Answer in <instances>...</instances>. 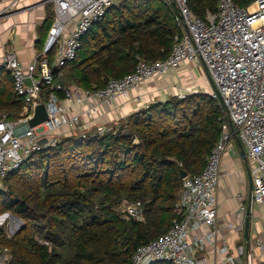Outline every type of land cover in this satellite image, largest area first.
Masks as SVG:
<instances>
[{
  "label": "trees",
  "instance_id": "16d2710c",
  "mask_svg": "<svg viewBox=\"0 0 264 264\" xmlns=\"http://www.w3.org/2000/svg\"><path fill=\"white\" fill-rule=\"evenodd\" d=\"M219 1L188 0V6L204 20L218 11ZM233 1L246 8L256 0ZM176 14L175 6L163 0H122L83 37L58 82L98 90L110 78L133 73L138 58L167 59L180 33ZM53 16L50 7L46 28ZM49 58L53 63V53ZM4 69L0 114L16 120L23 101ZM51 93L43 86L41 102ZM223 116L212 95L174 96L132 114L121 128L64 137L39 151L5 179L8 191L0 192V215L11 213L24 225L12 237L0 229V249L10 250V264H133L140 246L182 219L177 211L184 181L180 172L195 176L203 171L220 140ZM126 130L130 137L123 135ZM126 201L143 204V222L122 217Z\"/></svg>",
  "mask_w": 264,
  "mask_h": 264
},
{
  "label": "built area",
  "instance_id": "2783aa9c",
  "mask_svg": "<svg viewBox=\"0 0 264 264\" xmlns=\"http://www.w3.org/2000/svg\"><path fill=\"white\" fill-rule=\"evenodd\" d=\"M121 1L45 0L53 7L54 16L41 53L28 65L20 63L14 53L4 58L2 66L13 78L14 91L23 101V110L16 120L10 119L6 113L0 114V180L19 170L34 154L55 147L62 135L72 136L74 132L80 136L88 132L103 135L110 131L104 125H96L97 131L92 130L100 117L101 106L112 104L119 97L130 101L132 89L183 65L205 64L225 104L220 140L203 171L183 179L177 204L182 219L175 222L167 233L140 246L132 262L141 264L146 256H152L156 263L206 264L205 258H197L196 250L203 249L204 237L216 239L217 230L213 228L217 226L219 214L217 191L223 159L237 151L235 135L246 151L253 182L252 203L264 206V0H256L246 8L233 0H220L218 11L207 13L204 20L193 14L188 0H163L175 6V22L180 29L167 59L148 62L138 58L133 73L120 79L110 78L102 89L89 91L62 86L58 76L62 68L76 59L83 37ZM10 7L0 13V17L8 13ZM50 53L54 56L53 63ZM54 67L59 69L58 73H54ZM43 86L52 92L46 103L41 102ZM57 92L63 93L65 98L59 99ZM212 96L216 98L214 93ZM64 101L73 107L85 108L81 113H72L64 107ZM39 104L46 105L49 119L30 128L29 121ZM42 141L45 142L42 144ZM236 197L243 200L242 194ZM243 210L244 206L241 207ZM120 213L128 220L144 221L140 201H126ZM197 229L210 232L196 238L192 232ZM255 248L264 264V240H258ZM225 251L220 250L221 253ZM240 252L246 253L244 248ZM247 258L251 264L248 251ZM227 260L233 263L232 257ZM11 261L10 250L1 248L0 264H10Z\"/></svg>",
  "mask_w": 264,
  "mask_h": 264
},
{
  "label": "crops",
  "instance_id": "0c3cea01",
  "mask_svg": "<svg viewBox=\"0 0 264 264\" xmlns=\"http://www.w3.org/2000/svg\"><path fill=\"white\" fill-rule=\"evenodd\" d=\"M13 1L0 0V13L11 6L8 13L0 17V70L4 69V58L9 53H14L23 65L30 64L41 53L49 31L46 19L50 6L45 0H18L10 5ZM203 72L207 74L204 65L199 68L198 65L186 64L137 86L129 92L130 101L119 97L112 104L101 106L100 117L92 130L97 131L99 125L107 126L110 130L121 128L126 125L129 116L146 110L152 104L167 102L174 96L189 95V92H194L190 87L202 79ZM4 84L7 89L5 81ZM63 105L72 113H81L85 108L73 107L67 101ZM235 146L237 149L236 141ZM236 152H239L238 149L223 159L222 178L217 191L219 214L217 226L213 228L217 230L216 239L204 237L210 232L208 229L192 232L193 237H204V247L196 250V255L197 258H205L206 264H248L247 251L251 254V264H262L255 243L264 240V206L252 203L247 232L249 179L244 163ZM237 194H242L243 200L240 201ZM242 206L245 208L243 211ZM9 222L16 225L13 221ZM241 248H244L245 254H241ZM221 249L226 251L221 253ZM229 257L233 258V263L228 262Z\"/></svg>",
  "mask_w": 264,
  "mask_h": 264
},
{
  "label": "water",
  "instance_id": "95a60500",
  "mask_svg": "<svg viewBox=\"0 0 264 264\" xmlns=\"http://www.w3.org/2000/svg\"><path fill=\"white\" fill-rule=\"evenodd\" d=\"M204 65V68L206 70V73H207V76H208V79L211 83V86H212V90H213V93L215 94L218 102H219V105L222 107L223 110H225V104H224V100L221 96V94L219 93L217 87L215 86L212 78L210 77V75L208 74V71H207V68ZM54 73H58L59 72V69L58 68H55L53 69ZM27 83L29 84L30 81L28 80ZM48 112H47V107L45 104H39L36 109H35V114H34V117L29 121V127L30 128H35L45 122L48 121ZM230 127H231V130L234 132V126L233 124L230 122ZM132 134L131 130H126L123 135L125 137H130ZM235 141H236V145H237V149L239 151V155H240V158L242 159L243 163H244V166L247 170V173H248V179H249V200H248V209H247V223H246V231L248 232V229L250 227V214H251V207H252V187H253V182H252V176H251V172H250V168H249V164H248V160H247V155H246V151H245V148L242 144V142L240 141V139L235 135ZM45 141H42L41 143L43 144ZM188 176V174L185 172V171H181L180 172V177L181 179H184ZM11 216V217H14L16 218L17 220H19L20 222H23L21 219H19L18 217L12 215L11 213H4L2 215H0V220L5 217V216ZM156 262L153 261V258L152 256H146L143 261L141 262V264H154Z\"/></svg>",
  "mask_w": 264,
  "mask_h": 264
},
{
  "label": "rangeland",
  "instance_id": "374dc122",
  "mask_svg": "<svg viewBox=\"0 0 264 264\" xmlns=\"http://www.w3.org/2000/svg\"><path fill=\"white\" fill-rule=\"evenodd\" d=\"M50 7L53 9L52 6H50ZM198 66H199V68H202V65L201 64L198 65ZM209 83L210 82L208 81L207 74H204V72H203L202 79L199 80V82H196L195 85H192L190 87V89L193 90L194 92H192V93L189 92V95L183 94V97L184 96L185 97L186 96H190V95H193V94H208V95H212L213 94V90H212V88H210V89L208 88V87H211V86H208V85H210ZM183 97H180V98H183ZM72 136H80V133L74 132ZM64 137L66 138V137H71V136L70 135H68V136L62 135L59 138V140L62 139V138H64ZM7 191H8V187L6 186L5 179L4 180H0V192H7ZM1 220H4V221H3L2 224L0 223V229L4 230L5 233L7 235L11 236V237L14 234H16L22 228V226L24 225V223L21 224L20 221H18L14 217H11L10 215L3 217ZM9 221H13L14 223H16V225L12 224Z\"/></svg>",
  "mask_w": 264,
  "mask_h": 264
},
{
  "label": "bare ground",
  "instance_id": "6f19581e",
  "mask_svg": "<svg viewBox=\"0 0 264 264\" xmlns=\"http://www.w3.org/2000/svg\"><path fill=\"white\" fill-rule=\"evenodd\" d=\"M1 221V220H0Z\"/></svg>",
  "mask_w": 264,
  "mask_h": 264
}]
</instances>
